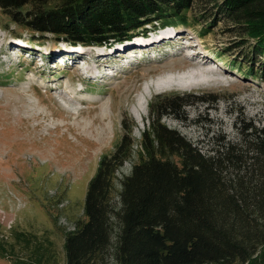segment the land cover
<instances>
[{
  "label": "trees",
  "instance_id": "obj_1",
  "mask_svg": "<svg viewBox=\"0 0 264 264\" xmlns=\"http://www.w3.org/2000/svg\"><path fill=\"white\" fill-rule=\"evenodd\" d=\"M0 17V27L28 33L31 43L99 46L158 24L200 25L204 36L229 22L256 38L245 67L264 81V0H0ZM219 99L158 95L139 140L127 124L87 182L82 209L70 218L75 229L60 226L64 264H264V125L239 114L238 141L217 134L207 153L162 121L187 122V104L212 108ZM31 254L14 261L42 264L53 253L39 241Z\"/></svg>",
  "mask_w": 264,
  "mask_h": 264
},
{
  "label": "rangeland",
  "instance_id": "obj_2",
  "mask_svg": "<svg viewBox=\"0 0 264 264\" xmlns=\"http://www.w3.org/2000/svg\"><path fill=\"white\" fill-rule=\"evenodd\" d=\"M0 23H4L1 17ZM200 27H178L193 46L159 41L158 45L131 50L124 58L117 50L116 56L105 61L96 59V67L116 73L104 79L81 76L83 58L58 61L70 50L66 46L63 51L62 43L44 42L61 47L60 54L44 57L42 65L38 59L33 63L34 55L28 57L24 50L30 48L20 47L13 38L16 30L0 27V246L5 250L0 251V264H30L14 260L32 255L39 241L42 247L51 246L53 253L42 264H64V233L57 215L63 212L70 219L78 212L75 208L100 157L114 149L127 124L133 123L132 137L140 139L147 125L148 103L158 95L211 92L220 97L212 108L199 100L187 104V122L162 118L203 152L217 148V134L238 141L233 124L239 114L264 125V81L245 67L256 38L234 31L237 29L229 22L214 25L204 36ZM239 34L245 42H239ZM20 37L29 40L26 32ZM8 47H18L13 50L16 54L11 55ZM201 54L210 59L207 67L211 71L223 75L199 74L191 79L188 72L193 74L199 67L189 66L188 61ZM102 62L107 63L101 66ZM126 63L130 64L124 67ZM148 86L145 102L140 96ZM82 87L85 91H80ZM74 92L75 98L89 101L72 105L63 99L64 93ZM122 167V174L129 172L130 162ZM61 199L68 201L67 210L56 207ZM25 239L29 242L24 243Z\"/></svg>",
  "mask_w": 264,
  "mask_h": 264
},
{
  "label": "bare ground",
  "instance_id": "obj_3",
  "mask_svg": "<svg viewBox=\"0 0 264 264\" xmlns=\"http://www.w3.org/2000/svg\"><path fill=\"white\" fill-rule=\"evenodd\" d=\"M178 34V36L179 37H184V34L183 33H181V32H179V33H177ZM163 40H160V42H162ZM159 42V41H158ZM126 44H128L129 45V43H127V42H124V45H123V47L122 48H124L122 51H119L118 53H122V55H120V57L121 58H123V57H125V54H130L129 53V51L131 52V50H133L134 51V49H135V47L134 46H129V47H127V48H125L126 47ZM153 44H151V46H152ZM88 47H91V46H88ZM93 47V46H92ZM69 51V50H68ZM116 51V50H115ZM70 52V51H69ZM127 56V55H126ZM199 58H197V59H195V58H191L190 59V61H188V62H190V64H189V66H191V65H195V66H197V67H199V69L195 72H193V74L192 73H190V72H188V74L189 75H191V79L192 78H195V77H197L199 74H222V72L221 71H218V73L217 72H215V71H211L208 67H207V64L209 63V58H207V57H205L204 55H200V56H198ZM95 58L96 59H102V61L104 60H106L105 58H108V55H106V54H101V55H99V54H95ZM95 61H97V60H95ZM194 62V63H193ZM96 63V62H95ZM99 63V62H98ZM107 62H102V63H100V65L102 66L103 64H106ZM187 63V62H186ZM76 64V66L79 64V62H77V63H75ZM74 64V65H75ZM188 64V63H187ZM107 66V65H106ZM104 67V66H103ZM188 70V69H187ZM108 72H110L111 74H115L116 75V73L115 72H112V71H108ZM106 74H108V73H106ZM185 75V74H184ZM223 75V74H222ZM221 75V76H222ZM218 76V75H217ZM184 78H188V76H183ZM215 77V76H214ZM180 79H182V77L180 78ZM149 86L148 87H146V89H145V91L141 94V96H140V98L142 99V101H145L146 102V97H147V95H148V93H149ZM140 111V110H139ZM139 119H141L142 117H143V114H140L139 115Z\"/></svg>",
  "mask_w": 264,
  "mask_h": 264
},
{
  "label": "built area",
  "instance_id": "obj_4",
  "mask_svg": "<svg viewBox=\"0 0 264 264\" xmlns=\"http://www.w3.org/2000/svg\"><path fill=\"white\" fill-rule=\"evenodd\" d=\"M67 204L68 201L63 199L56 204V207H58V209H61L65 207ZM0 212H2V210H0ZM57 224L61 226L63 229H65V231H72L76 227V224L72 220L68 219L66 216L62 214L57 215Z\"/></svg>",
  "mask_w": 264,
  "mask_h": 264
},
{
  "label": "crops",
  "instance_id": "obj_5",
  "mask_svg": "<svg viewBox=\"0 0 264 264\" xmlns=\"http://www.w3.org/2000/svg\"><path fill=\"white\" fill-rule=\"evenodd\" d=\"M85 194V193H84ZM84 196V195H83ZM82 196V199H81V201H80V203L78 202V206H77V208H75V209H77L78 210V213H79V211L82 209V205H83V200H84V197ZM71 205H73V202H72V204ZM66 210H67V208H66ZM65 210V211H66ZM66 213V212H65ZM75 215H77V213H75L74 215L73 214H71V216L72 217H74ZM71 217V218H72Z\"/></svg>",
  "mask_w": 264,
  "mask_h": 264
}]
</instances>
